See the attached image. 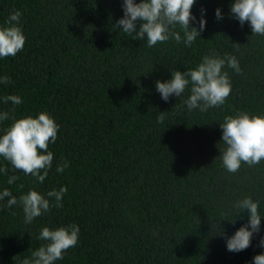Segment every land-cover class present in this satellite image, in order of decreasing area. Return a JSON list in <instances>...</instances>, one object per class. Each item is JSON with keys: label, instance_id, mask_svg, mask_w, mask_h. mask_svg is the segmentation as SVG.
<instances>
[{"label": "trees", "instance_id": "16d2710c", "mask_svg": "<svg viewBox=\"0 0 264 264\" xmlns=\"http://www.w3.org/2000/svg\"><path fill=\"white\" fill-rule=\"evenodd\" d=\"M234 2L197 0L192 14L198 21L204 9L207 23L194 43L170 38L149 48L146 39L133 40L114 27L124 16L123 0H0V26L18 10L26 37L15 57L0 59V77L10 79L0 83V98L22 100L13 106L0 99V112L9 113L0 136L15 120L41 112L60 125L44 182L0 157L8 170L0 172V191L8 189L19 201L29 190L46 196L67 188L62 207L30 224L19 203L8 208V198L0 201V264L30 259L46 243L37 238L43 227L71 224L80 229L78 242L56 264H252L264 253L258 247L264 160L232 174L219 158L226 116H264V36H252L249 23L242 27L231 17ZM197 21L192 26L199 28ZM175 30L183 37L179 26ZM213 53L235 56L242 69H222L232 89L222 106L189 111L183 101L190 86L181 97L161 98L156 81L194 69ZM160 113H167L163 123L156 120ZM65 161L69 167L57 172ZM10 176L19 179L9 184ZM249 196L259 202L260 232L247 250L229 252L220 233L231 237L248 222L249 214L238 215L233 205Z\"/></svg>", "mask_w": 264, "mask_h": 264}, {"label": "clouds", "instance_id": "9594fccd", "mask_svg": "<svg viewBox=\"0 0 264 264\" xmlns=\"http://www.w3.org/2000/svg\"><path fill=\"white\" fill-rule=\"evenodd\" d=\"M196 2L197 0H141L136 3V0H123L124 16L114 27L132 35L133 40L146 39L149 48L165 43L170 38L190 47L207 23L203 16L204 9H201L198 21L192 14L191 10ZM230 13L242 27L246 22L249 23L252 36H264V0H235L231 4ZM215 14L218 20L223 19L221 9H216ZM21 16L20 11H13L5 25L0 26V59L15 57L25 46L26 37L19 26ZM193 21L198 22L199 28L192 26ZM177 26L182 30L183 37L175 30ZM233 46L239 48L240 45ZM225 65L237 74L242 73L235 56L225 54L220 57L213 53L205 55L194 69L187 68L183 72L175 70L168 81H156V91L167 102L172 96L181 97L190 86V95L183 104L189 111L199 109L200 112H207L210 108L222 106L231 93L229 75L222 71ZM0 83L8 84L10 79L7 76L0 77ZM0 99L5 104L11 102L13 106L22 103L21 97L17 95H7ZM166 114L160 113L156 117L157 123H163ZM8 119L7 111L0 112V121ZM220 128L225 147L220 149L219 158L227 172L235 174L242 164L252 167L264 160V116L238 112L236 116H226L223 123H220ZM59 130L60 125L46 112H41L36 118L28 116L17 119L0 136V157L9 161L15 170L34 177L42 184L54 160L49 144L56 143ZM67 167L69 164L65 161L56 167V171L63 173ZM7 171V168L0 167V172L7 174ZM17 179L18 176H10L8 183L13 184ZM66 192L67 188L61 187L48 191L45 196L36 190H29L18 201L8 189H4L0 191V201L8 198V208L19 203L23 208L24 222L30 224L52 207H62ZM233 208L238 215L241 212L248 213V222L231 237L223 231L220 235L225 236L229 252L239 253L251 246L254 234H259L262 218L258 211L259 202L253 201L250 196L237 201ZM239 218L243 219V215ZM235 221L230 223L234 224ZM79 231L76 224L57 229L43 227L37 238L46 243L32 251L31 258H25L22 264H56V261L64 258L67 250L76 246ZM258 247L264 248V238L260 239ZM252 264H264V253L255 255Z\"/></svg>", "mask_w": 264, "mask_h": 264}]
</instances>
